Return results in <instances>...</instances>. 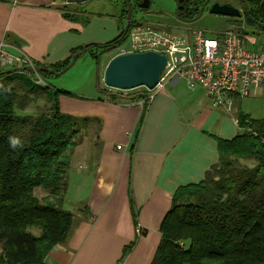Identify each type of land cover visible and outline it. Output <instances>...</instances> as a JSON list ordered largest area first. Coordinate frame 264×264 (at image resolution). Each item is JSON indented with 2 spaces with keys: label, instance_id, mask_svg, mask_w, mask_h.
Masks as SVG:
<instances>
[{
  "label": "crops",
  "instance_id": "1",
  "mask_svg": "<svg viewBox=\"0 0 264 264\" xmlns=\"http://www.w3.org/2000/svg\"><path fill=\"white\" fill-rule=\"evenodd\" d=\"M124 2L0 0V48L24 54L35 64L59 66L77 50L104 48L121 36L126 24ZM242 18V26L207 35L232 32L251 50L264 52V19L249 24L246 16ZM92 53L84 57L93 59ZM110 91H104L106 97L84 102L60 97L62 113L100 121V153L91 163L93 171H87L92 184L84 212L80 211L84 217L65 243L48 253L45 264H151L161 240V223L176 194L204 180L218 161V141L229 142L243 133L239 113L252 121L264 118L260 90L246 98L251 100L248 104L236 99L231 112L212 108L202 89L189 91L180 80L148 100L145 109L143 100H109Z\"/></svg>",
  "mask_w": 264,
  "mask_h": 264
},
{
  "label": "trees",
  "instance_id": "2",
  "mask_svg": "<svg viewBox=\"0 0 264 264\" xmlns=\"http://www.w3.org/2000/svg\"><path fill=\"white\" fill-rule=\"evenodd\" d=\"M130 2L134 9V0ZM177 2L181 19L192 20L206 0ZM245 2L252 19H264V2ZM246 20L252 24L250 18ZM135 26L132 21L125 36L123 29L104 48L80 49L73 56L83 50L98 49L96 54L102 55L119 48ZM71 59L55 67L32 64L59 73ZM35 77L44 81L52 76H0V264H45L48 253L68 239L73 216L62 207L67 190L63 157L79 145L76 138L90 124L97 125V135L101 129L99 120L62 113L60 97L70 94L39 84ZM108 96L126 103L141 100ZM39 100L44 110L28 114L27 109ZM142 100L145 109L148 100ZM237 119L243 133L229 142L218 141V161L204 180L174 197L151 264H264V118L252 121L239 113ZM9 137L18 138L22 146L12 148ZM240 160H251L254 166L241 165ZM38 188L50 197L36 198L33 193ZM189 189L193 202L177 203L178 195ZM31 228L41 234L32 235Z\"/></svg>",
  "mask_w": 264,
  "mask_h": 264
},
{
  "label": "built area",
  "instance_id": "3",
  "mask_svg": "<svg viewBox=\"0 0 264 264\" xmlns=\"http://www.w3.org/2000/svg\"><path fill=\"white\" fill-rule=\"evenodd\" d=\"M129 39L132 53L152 51L166 57L159 82L148 90L149 99L180 80L189 91L202 89L212 108L231 112L236 99L253 97L257 90L264 92V52L251 50L232 32L210 36L195 30L177 35L144 23L131 29ZM26 66H33L27 56L0 48V69Z\"/></svg>",
  "mask_w": 264,
  "mask_h": 264
},
{
  "label": "rangeland",
  "instance_id": "4",
  "mask_svg": "<svg viewBox=\"0 0 264 264\" xmlns=\"http://www.w3.org/2000/svg\"><path fill=\"white\" fill-rule=\"evenodd\" d=\"M212 2H218L220 4L227 3L234 7L238 6L237 0H212ZM97 8L99 11H108L106 8L96 6L95 9ZM177 10V0H150V8L148 10H140L139 8L134 7L132 20H134V22L147 23L159 31H165L172 34L177 32L178 35H181L180 33L190 34L195 30H202L206 34H215L225 30L235 29V25L242 26L245 23L243 18L211 15L206 9L197 21L191 24H186L180 21V18L177 16ZM130 48L131 40L128 37L119 48H114L102 55L100 53V55L96 54V50H94L93 54H95V58L93 59L89 56L81 57L70 70L61 76L49 77L44 79V81L35 77L34 80L42 85L54 87V89L58 91L69 93L71 97L70 100L73 102H84L87 98L92 97H106L107 93L105 92L108 90H111V94H114L116 99H119V97L131 98V96H138L136 98L141 100L148 99V89L145 87L129 91H119L110 89L104 83L106 66L116 56L131 52ZM5 70L9 69H3L2 71ZM250 102V99H244L242 104L245 105ZM44 106L45 104L42 100L36 101L35 104L27 109L28 114L36 113L38 108L44 110ZM239 108L240 106L237 109L240 110ZM241 110L244 109L242 108ZM65 114L73 115L74 117L77 116L76 114L68 112ZM77 118L87 117L77 116ZM76 141L79 145L70 154L63 157V160L67 163V175L65 177L67 190L64 195V197L66 196V205L64 204L62 207L64 210L68 209L71 211L73 215L72 227L84 217L81 212H84L86 194L88 195L89 188L92 184V177H87V171H93L91 163L95 161L100 153V146L97 143V125L93 123L89 125L87 130H82L80 135L76 138ZM239 163L244 166H254V162L251 160H240ZM83 164H86L87 170L83 169ZM78 185H81L80 190H78ZM192 191L193 189L182 191L178 195L177 203L185 204L193 202L194 199L190 196ZM33 194L41 201L50 197L49 192L42 188L35 189ZM29 232L35 236L41 234L40 230L37 228H31ZM1 254L2 248L0 247V257Z\"/></svg>",
  "mask_w": 264,
  "mask_h": 264
},
{
  "label": "water",
  "instance_id": "5",
  "mask_svg": "<svg viewBox=\"0 0 264 264\" xmlns=\"http://www.w3.org/2000/svg\"><path fill=\"white\" fill-rule=\"evenodd\" d=\"M68 4H82L88 0H65ZM244 3L245 6V16L250 18L252 22L257 21L249 16L248 5L245 0H239ZM127 2V18L126 26L123 31V36H125L129 30L131 21L133 7L130 0ZM136 6L140 10H148L150 8V0H134ZM178 9V2H177ZM208 10L209 14L230 17V18H241L242 12L228 4H220L214 2L209 4V0L200 8L198 15L192 20H183L186 24H191L197 21L204 13ZM177 16L180 17L179 9L177 10ZM182 20V19H181ZM87 51L83 50L75 54L71 63L61 72L55 73L48 68L37 67V66H26L17 67L9 70L0 72V76H7L15 73H47L53 77L61 76L68 70H70L76 63V60L80 56H84ZM167 65V60L164 55L156 52H144V53H129L124 55H119L113 58L107 65L104 72V83L107 87L119 91H129L137 89L140 87H145L147 89H153L160 80V77L165 70Z\"/></svg>",
  "mask_w": 264,
  "mask_h": 264
},
{
  "label": "clouds",
  "instance_id": "6",
  "mask_svg": "<svg viewBox=\"0 0 264 264\" xmlns=\"http://www.w3.org/2000/svg\"><path fill=\"white\" fill-rule=\"evenodd\" d=\"M9 143L12 148L21 147V141L16 137H9Z\"/></svg>",
  "mask_w": 264,
  "mask_h": 264
},
{
  "label": "flooded vegetation",
  "instance_id": "7",
  "mask_svg": "<svg viewBox=\"0 0 264 264\" xmlns=\"http://www.w3.org/2000/svg\"><path fill=\"white\" fill-rule=\"evenodd\" d=\"M208 0H206V2H207ZM211 3H214V2H212V0H209V4H211ZM237 3H238V6L237 7H235V8H237V9H239L241 12H242V16H245V6H244V3L243 2H240L239 0H237ZM234 7V6H233ZM133 21V20H132ZM131 21V22H132ZM125 28V27H124ZM124 31V30H123ZM129 31V30H128Z\"/></svg>",
  "mask_w": 264,
  "mask_h": 264
},
{
  "label": "bare ground",
  "instance_id": "8",
  "mask_svg": "<svg viewBox=\"0 0 264 264\" xmlns=\"http://www.w3.org/2000/svg\"><path fill=\"white\" fill-rule=\"evenodd\" d=\"M136 7H137V6H136ZM137 8H138V7H137ZM133 10H134V9H133ZM126 18H127V16H126ZM180 21L183 22V23H185V22L183 21V19H182V20L180 19ZM143 24H144V23L136 22V25H143ZM130 25H131V24H130ZM125 26H126V25H125ZM130 31H131V30H130ZM129 34H130V33H129ZM177 35H178V34H177ZM148 52H150V51H148ZM129 53H132V52H129ZM129 53H128V54H129ZM85 54H86V53H85ZM2 70H3V69H0V72H2ZM148 90H149V89H148ZM150 90H152V89H150ZM147 92H148V91H147ZM147 100H150L149 97H148ZM143 103H144V102H143Z\"/></svg>",
  "mask_w": 264,
  "mask_h": 264
}]
</instances>
